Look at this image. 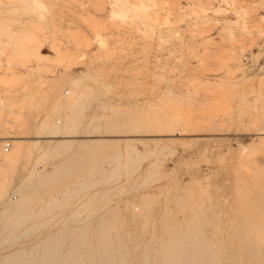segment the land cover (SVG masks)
<instances>
[{
    "label": "rangeland",
    "instance_id": "obj_1",
    "mask_svg": "<svg viewBox=\"0 0 264 264\" xmlns=\"http://www.w3.org/2000/svg\"><path fill=\"white\" fill-rule=\"evenodd\" d=\"M261 130L264 0H0V259L101 264L104 229L129 264L174 240L238 264L264 243Z\"/></svg>",
    "mask_w": 264,
    "mask_h": 264
},
{
    "label": "bare ground",
    "instance_id": "obj_2",
    "mask_svg": "<svg viewBox=\"0 0 264 264\" xmlns=\"http://www.w3.org/2000/svg\"><path fill=\"white\" fill-rule=\"evenodd\" d=\"M55 124V130H54V133L57 131V128H58V125L56 124V121H54ZM260 132H264L263 130H261ZM13 206V204H12ZM20 206H22V203H18L15 205V207L19 208ZM131 211V210H130ZM40 213V212H39ZM78 214V213H77ZM25 216V214H22L18 220H17V223L18 221H21V218H23ZM27 216V215H26ZM75 216V215H74ZM104 217V216H103ZM32 220V219H30ZM9 222V221H8ZM7 222V224H8ZM28 222H30L28 220ZM74 226H77V225H74ZM87 226V225H86ZM103 226V225H102ZM111 226V225H110ZM250 226V225H249ZM98 227V226H97ZM194 227V226H193ZM21 228V227H20ZM19 228V229H20ZM24 228V226H23ZM75 228V227H74ZM185 228V227H184ZM240 228V227H239ZM244 228V226H243ZM242 228V229H243ZM246 228V226H245ZM111 229V228H110ZM194 229V228H193ZM203 229V228H202ZM254 229V228H253ZM63 230V229H61ZM96 230H98L96 228ZM187 230V229H186ZM247 229H245L244 231H246ZM60 231V230H59ZM70 231V230H69ZM78 231V230H77ZM183 231V230H182ZM181 231V232H182ZM190 231V230H189ZM12 232V231H10ZM52 232V231H51ZM63 232V231H62ZM76 231L74 230V233ZM113 232V231H112ZM18 233V232H17ZM20 233V231H19ZM50 233V232H49ZM47 233V234H49ZM61 233V232H60ZM163 233V232H162ZM202 233V231H201ZM96 234V233H95ZM99 234V233H98ZM113 234V233H112ZM165 234V233H164ZM15 235V234H14ZM21 235V234H20ZM108 235H109V232L107 230H104L102 229L101 231V237H103L100 241H101V244H100V247L101 250L105 253L104 255V260H103V264H129L127 263L125 260H124V256L123 254H121L119 256V259H115V254L117 252H120L119 251V245L117 243H113L111 244L110 241L108 240ZM115 235V234H114ZM138 235V234H137ZM175 235V234H174ZM178 235V234H177ZM181 235V234H180ZM187 235V234H186ZM60 236V234H59ZM119 236V235H118ZM158 236V235H156ZM162 236V235H161ZM78 237V236H77ZM81 237V236H80ZM126 237V236H125ZM196 237V236H195ZM261 237H262V240L264 241V227L261 231ZM11 238V237H9ZM153 238V237H152ZM166 238V237H164ZM163 238V239H164ZM187 238V237H186ZM200 238V237H199ZM42 239V238H41ZM58 239V238H57ZM94 239V238H92ZM140 239V238H139ZM154 239V238H153ZM173 239V238H172ZM171 239V240H172ZM4 240V238H3ZM47 240V239H45ZM66 240V239H65ZM89 241V239H86ZM95 240V239H94ZM93 240V241H94ZM112 240V239H111ZM180 240V239H179ZM184 240V238H183ZM69 241V240H68ZM75 241V240H74ZM118 241V240H117ZM163 241V240H162ZM167 241V239H166ZM185 241V240H184ZM9 242V241H8ZM7 242V243H8ZM39 242V241H37ZM36 242V243H37ZM51 242V241H49ZM41 243V242H39ZM100 243V242H99ZM181 242H177V240H174V242L172 241L171 243L169 242V244H167L164 248L163 251V255H164V259L166 258V260L164 261V264H198L200 263L199 262V258L197 256V251H198V248H200L202 245H196L197 248L193 247H189L188 244H185L184 246L181 247V250H178V248L181 246L180 244ZM60 244V243H58ZM65 244H67L65 242ZM183 244V242H182ZM200 244V243H199ZM33 245V244H31ZM205 245V244H204ZM257 245V244H256ZM250 245L251 247L249 248V252L248 254H243L242 257H240L239 261H238V264H264V243L262 245ZM29 246V245H28ZM68 246V245H67ZM86 247V245H83V247ZM158 246V245H157ZM27 247V246H26ZM40 247V246H39ZM66 247V246H64ZM97 247V246H96ZM152 247V246H151ZM149 248V247H148ZM155 248V247H154ZM162 248V249H163ZM62 249H66V248H62ZM82 249V248H80ZM131 249V248H130ZM147 249V248H146ZM151 249V248H149ZM61 250V249H59ZM154 250V249H153ZM159 250V249H158ZM63 251V250H62ZM90 251V250H89ZM123 251V250H122ZM248 251V250H247ZM40 252L41 254H37L35 255L34 251L30 250L28 252L26 251H23V250H17L13 253H9V254H6L4 255L1 259H0V264H83V262L80 261L81 257L78 256V253H77V249L75 248L74 245H71L68 249V251L65 253V254H59L58 252V247L57 245H46V244H43L41 247H40ZM64 252V251H63ZM125 252V251H124ZM154 252V251H153ZM211 252V251H210ZM5 253V252H4ZM2 253V254H4ZM60 253H62L60 251ZM87 253V252H86ZM146 253V251H145ZM149 253V252H148ZM162 253V252H161ZM207 253V252H206ZM247 253V252H246ZM127 254V253H126ZM210 254V253H209ZM1 255V254H0ZM102 255V253H101ZM131 255V254H130ZM2 256V255H1ZM97 256V255H96ZM147 256V255H145ZM152 256V254L150 255ZM87 257V256H85ZM135 257V256H134ZM144 257V256H142ZM162 257V255H161ZM213 257V256H212ZM84 258V257H82ZM152 258V257H151ZM237 258V257H236ZM145 259V258H144ZM156 259V258H155ZM163 259V258H162ZM163 259V260H164ZM234 259V258H233ZM131 260V259H130ZM147 260V259H146ZM146 260H144L143 262H145ZM150 260V259H148ZM205 260V259H204ZM203 260V261H204ZM84 261V260H83ZM87 263L86 264H92L91 261H86ZM151 262V261H150ZM158 262V261H157ZM205 262V261H204ZM204 262L202 264H204ZM209 262V260H208ZM101 263V264H102ZM237 263V261H236ZM85 264V263H84ZM162 264V263H161Z\"/></svg>",
    "mask_w": 264,
    "mask_h": 264
},
{
    "label": "built area",
    "instance_id": "obj_3",
    "mask_svg": "<svg viewBox=\"0 0 264 264\" xmlns=\"http://www.w3.org/2000/svg\"><path fill=\"white\" fill-rule=\"evenodd\" d=\"M9 146H10V142L8 140L3 142L2 147L4 151H7L9 149Z\"/></svg>",
    "mask_w": 264,
    "mask_h": 264
}]
</instances>
